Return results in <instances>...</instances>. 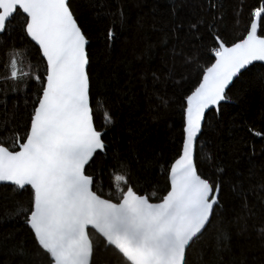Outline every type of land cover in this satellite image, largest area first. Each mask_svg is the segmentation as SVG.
<instances>
[{
    "label": "snow or ice",
    "instance_id": "snow-or-ice-1",
    "mask_svg": "<svg viewBox=\"0 0 264 264\" xmlns=\"http://www.w3.org/2000/svg\"><path fill=\"white\" fill-rule=\"evenodd\" d=\"M176 7L173 2V17ZM245 8L242 33L227 43L222 37L223 3L209 0L208 9L201 10L209 18L201 15L186 25L185 35L199 46L181 52L173 48V55L182 56L199 81L182 95V143L164 169V194L153 202L133 186L136 174L118 149L113 152L119 165V172H113L115 191L105 194L97 180L96 159L109 150L110 133L112 143L118 142L119 125L106 114L107 125L96 126L93 101L100 102L98 89H109L112 80H101L98 74L94 80L90 73L89 36L71 0H0L5 70L0 75V202L11 205L0 215V225L19 224L0 236V264H256L243 249L237 254L232 241L234 235L246 241L254 235L264 255V221L250 226L255 213L247 201L254 194L264 206V180L247 189L242 182L233 184V195L243 197V213L228 227L223 223V177L202 176L195 155L205 123L211 125L212 114L219 117L221 108L232 102L234 89H264V0L250 5L241 0L235 9L237 23ZM183 27V22L175 23L170 32L178 34ZM16 30L37 50L35 67L29 59L28 71L18 59L21 50L4 45V36ZM106 38L111 48L112 28ZM150 52L148 48L142 55ZM9 92L24 97L22 111L14 99L16 110L9 114ZM248 131L264 139V131ZM128 134L137 135L131 129ZM137 146L133 140L129 153H136ZM137 163L147 175L159 162L145 157Z\"/></svg>",
    "mask_w": 264,
    "mask_h": 264
},
{
    "label": "trees",
    "instance_id": "trees-1",
    "mask_svg": "<svg viewBox=\"0 0 264 264\" xmlns=\"http://www.w3.org/2000/svg\"><path fill=\"white\" fill-rule=\"evenodd\" d=\"M173 2L177 5L174 17ZM208 2L209 0H71L78 22L89 36V52L93 56L90 73L94 80L97 74L101 80L106 81L107 77L112 80L109 89H98L101 93L98 97L100 102L93 101L94 119L98 128L107 125L106 114H111L119 125L115 129L118 142L112 143L113 134L110 133L106 137L109 150L100 154L94 165L98 172L97 180L105 194L115 191L113 172H119V165L113 159V152L117 149L121 159L127 160L130 169L136 174L132 182L140 194L148 195L153 202L164 194L167 185L164 169L176 158L182 143L181 98L199 81L194 68L183 65L182 56L173 55V48L181 52L199 46V41L185 35L186 25L188 21H194L201 15L205 19L209 18L206 12L201 11L208 9ZM215 2L223 3L225 31L222 37L227 43H231L244 29L247 9L241 13L237 23L235 9L241 0ZM253 2L254 0H243L244 5ZM179 22L184 24L182 30L178 34L171 33L170 29ZM108 28H112L115 33L111 48L108 47L106 38ZM205 39L210 47L212 41L207 37ZM3 40L5 47L15 45L21 50L18 59L22 61L25 71L29 70V59L32 60L33 68L35 67L37 50L30 42L21 39L18 30L12 36H4ZM148 48L151 49L150 54L142 55ZM3 63L4 58L0 55V75L5 74ZM2 84L3 81H0V85ZM230 95L232 102L221 108L219 117L213 113L212 124L205 123L195 152L196 166L202 176L210 179L223 177L221 199L227 209L223 223L228 227H231L230 221L243 213V197L233 195V184L242 182L247 189L264 180V139L255 137L248 131L249 128L264 131V89L253 85L243 92L234 89ZM6 99L9 114L16 110L13 108L14 99L17 108L23 110V96L9 92ZM164 99L167 100L166 105ZM129 129L135 130L137 135L130 137ZM133 140L138 146L136 153L130 154L128 149ZM253 152L255 154L250 155ZM145 157L159 162L147 175L140 171V164L137 163L139 160L142 164ZM219 167H223L225 171L219 173ZM250 169L253 173L251 177ZM136 179L139 183H136ZM247 201L255 213L249 224L259 225L264 221V206L254 194H248ZM10 208V204L0 202V215ZM14 227L18 228L19 224L14 225L12 221H8L0 225V236L12 231ZM214 231L215 227L210 230V234ZM232 244L237 254L243 249L245 255L255 260L256 264L264 261L254 235L247 241L234 235Z\"/></svg>",
    "mask_w": 264,
    "mask_h": 264
},
{
    "label": "water",
    "instance_id": "water-1",
    "mask_svg": "<svg viewBox=\"0 0 264 264\" xmlns=\"http://www.w3.org/2000/svg\"><path fill=\"white\" fill-rule=\"evenodd\" d=\"M231 103V102H230ZM229 104V103H228Z\"/></svg>",
    "mask_w": 264,
    "mask_h": 264
}]
</instances>
